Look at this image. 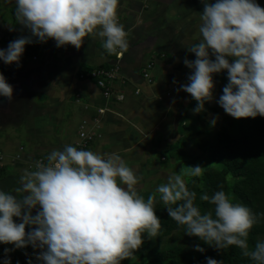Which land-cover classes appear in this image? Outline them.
<instances>
[{"label": "clouds", "instance_id": "9594fccd", "mask_svg": "<svg viewBox=\"0 0 264 264\" xmlns=\"http://www.w3.org/2000/svg\"><path fill=\"white\" fill-rule=\"evenodd\" d=\"M201 3V39L187 48L195 59L183 60L191 71L177 92L195 100L193 114L206 111L205 103L215 100L235 119L264 117V8L256 0ZM118 7L119 0H15V18L27 35L0 49V61L19 68L26 45L49 40L57 48L71 45L79 50L86 38H99L109 55L127 51L128 33L119 22ZM225 71L228 82L215 99L214 75ZM0 96L13 99V87L2 73ZM33 168L24 172L14 191L0 189V244L13 246L4 249L3 264H11L10 252L28 246L34 251L24 253L27 264H33L32 257L39 264H121L134 259L145 234L149 240L160 235L158 201L187 236L217 251L235 246L254 264H264V241L249 245L250 231L264 213L234 203L223 185L212 196H200L214 206L213 212L202 213L196 205L197 194L188 181L201 177L205 167L182 166L146 199L136 187L142 177L116 152L101 154L67 144L36 160ZM195 250L204 252L199 245ZM207 264L224 261L208 257Z\"/></svg>", "mask_w": 264, "mask_h": 264}, {"label": "rangeland", "instance_id": "374dc122", "mask_svg": "<svg viewBox=\"0 0 264 264\" xmlns=\"http://www.w3.org/2000/svg\"><path fill=\"white\" fill-rule=\"evenodd\" d=\"M256 2L264 8V0H256ZM13 16L15 17V12H13ZM135 30L134 37L132 36L128 42V49L136 44V40L140 39V42H145L147 38L152 37V35H149L152 33L144 27L138 29L141 33L139 36L136 34L138 31ZM6 32H8L6 28H0L2 36ZM9 35L16 37V31L9 29ZM200 35L199 29L196 30L192 38L194 43H191V45L199 42ZM98 47L101 51L97 57L106 58L107 60H117L119 54L122 56L126 52L109 55L103 49L101 42ZM57 54L58 51L55 50L52 55L57 58ZM186 54L189 60L195 59V55L189 51H186ZM143 55V61L152 62L153 73L155 68H159L161 65L165 67L169 64V61H166L169 56L166 51L146 50ZM158 60L166 61V63L160 64ZM147 62L144 64L146 65ZM144 64L141 70L145 67ZM120 65L122 67V64ZM102 67L109 66L104 65ZM184 71V74L178 75L174 79L178 84H174V80H170L167 85H164L155 93L156 100L165 105L166 111V115L162 114L163 117L159 115L157 118L156 127L153 128L155 131L150 132L152 129L150 120L155 117L152 111H150V115L147 116L145 122L134 126L139 135L144 138L139 144V149L134 148L133 168L136 170L137 175L142 177L140 183L136 186L138 192L146 199L158 185L167 182L169 175L179 172L182 166L199 165L205 167L204 173L201 177L191 178L188 181V187L196 192L195 203L202 213L213 212L214 206L202 201L200 196L204 193L212 196L214 193H208L210 185L211 183L220 182L219 180H223V182H220L221 184L216 187V191L223 185L224 190L230 195L234 203H241L249 207L240 198L241 192L246 190L252 198V207L249 208L254 213H264V133L260 132V122L264 120V117L235 119L227 115L215 100L205 103L206 111L193 114L192 109L196 107L195 100L188 93L182 90L177 92L176 90L180 84L187 83V76L191 70L184 65ZM156 81L154 76V82ZM214 82V97L218 99L222 95L223 87L228 82L226 71L215 74ZM108 102L111 105L117 104L113 101ZM86 110L91 113V122H87V124L84 121L81 123L80 121L65 123L64 128L72 135L66 138L53 137L46 141L49 148L43 149H38L40 147L39 142H41L39 139L26 140L20 133L22 127L17 123V125H12L10 119H8V123L4 125L5 128L0 123V150H6L7 153L12 151L11 156H15L17 152L22 151L19 160L15 159L12 165L0 169V178L13 173L21 177L26 170H34L24 162L28 160L33 162L36 157L46 158L53 149L63 150L65 145L72 144L73 136L78 134L80 126L86 125L89 127V125H92L93 120L100 117L97 110L91 108ZM74 112L72 111V114ZM80 112L81 108L78 107L76 113L80 114ZM217 116V123L212 126L210 120ZM15 122L14 120L13 123ZM213 155L218 157L219 160L214 159ZM230 162H234L237 170L229 166ZM20 163L22 164L20 165ZM244 170L247 171V175L244 174ZM229 174H231L230 180L226 179ZM155 209L162 224L160 235L155 240H149L145 234V242L139 251L135 253V258L123 260L121 264H207L208 257L218 261L223 260L224 264H244L245 257L239 248L231 246L226 250L217 251L198 237H189L184 234V228L170 219L161 202L156 203ZM257 241H264V218L250 231V247H254ZM196 245L204 248V252L196 251ZM12 247V245H7V248ZM33 251L31 246H28L26 249H17L10 252L11 264H17V262L22 264L23 261L27 264L28 258L24 253L27 252L31 255ZM3 259L4 252H0V264H3ZM32 259L33 264H39L35 257H32ZM251 263L254 264L253 261Z\"/></svg>", "mask_w": 264, "mask_h": 264}, {"label": "crops", "instance_id": "0c3cea01", "mask_svg": "<svg viewBox=\"0 0 264 264\" xmlns=\"http://www.w3.org/2000/svg\"><path fill=\"white\" fill-rule=\"evenodd\" d=\"M202 11L201 0H119V22L128 33V42L134 37V30L138 31L140 27L150 31L152 34L149 35L152 37L147 38L145 42L136 40V44L122 54L125 57L120 60L122 74L131 82L132 87L129 89L128 99L115 105L103 98L93 82L80 80L78 77L84 70L104 65L112 66L117 62L116 59L97 57L101 51L98 47L101 42L99 38H86L79 50L71 45L57 48L53 40L46 44L26 45L25 48H29L30 52L26 54L24 51L19 68L16 64L6 65L0 61V73L5 76L7 82L14 90H23L20 94L13 92L11 102L5 97L0 103L2 127L10 119L12 125L18 124L22 127L20 133L26 140L41 141L38 149L49 148L46 141L51 138H66L72 135L64 128L65 123L91 122V113L86 109H102L105 112L99 114L98 122L94 126L96 140L90 150L101 154L116 152L129 166L134 167V148L139 149V144L144 140L134 126L145 122L152 111L155 117L150 120V132L153 133L159 115H166L165 105L156 100L155 93L167 85L168 81L184 74L183 60L187 58V48L194 43L192 38L199 29ZM13 12L15 0H0V28H6L8 31L4 36L0 34V49H6L9 42L19 36L27 35L26 31H21ZM8 28L16 31V37L9 35ZM136 34L139 36L141 33L138 31ZM152 49L166 51L169 55L166 61H169V64L155 68L153 74L157 81L147 86L141 80L140 73L143 64L147 62L143 61V54ZM55 50L58 51L57 58L52 55ZM158 61L160 64L166 63ZM136 87L142 88L141 97H135L131 93ZM78 107L81 108L80 114L76 113ZM72 111L75 112L72 114ZM73 138L74 146L77 134ZM4 151L11 156L12 151ZM37 158H33V161ZM8 165H12L9 160L5 167ZM19 180L20 176L16 173L6 175L0 178V189L14 191L19 187ZM14 219L20 222L18 218ZM28 230L26 228V231ZM5 248L7 245L0 244L1 253ZM22 264H25V261Z\"/></svg>", "mask_w": 264, "mask_h": 264}, {"label": "built area", "instance_id": "2783aa9c", "mask_svg": "<svg viewBox=\"0 0 264 264\" xmlns=\"http://www.w3.org/2000/svg\"><path fill=\"white\" fill-rule=\"evenodd\" d=\"M35 59V58H34ZM121 54L117 57V62L109 67H94L88 70L80 72V80H88L93 82L97 88L101 91L103 98L106 101H113L116 103H123L128 99L130 88L132 87L131 82L122 74V68L120 65ZM141 80L147 85L151 86L154 82L153 74V64L152 62H147L143 70L140 73ZM135 96L142 95V88H133L132 92ZM77 102H80V96H77ZM99 114H103L105 110L99 109ZM96 118L93 120L92 125L87 127L82 125L79 128L76 142L74 146L77 148H83L85 150H90L94 143L96 133L94 132V126L98 122ZM87 124V122H85ZM22 151L17 152L15 156H8L5 152L0 150V169L6 166L8 160L13 162V160H19L21 158ZM45 158H38L37 160H43ZM36 161V160H35ZM26 162L29 168L33 169L34 162Z\"/></svg>", "mask_w": 264, "mask_h": 264}, {"label": "trees", "instance_id": "16d2710c", "mask_svg": "<svg viewBox=\"0 0 264 264\" xmlns=\"http://www.w3.org/2000/svg\"><path fill=\"white\" fill-rule=\"evenodd\" d=\"M29 48H25V53L28 54ZM260 132L264 133V120L260 122ZM214 159L219 160L218 157H215L213 155ZM221 159V158H220ZM230 167H232L234 170H237L234 162H230L229 164ZM244 174L247 175V171L244 170ZM220 182H223V180H219ZM218 182L216 184L211 183L210 185V189L208 190V193L213 194L216 191V187H218L221 183ZM240 198L243 200V202H245L250 208L252 207V198L249 196V194L246 192V190L242 191L240 194ZM252 261L245 257V259L243 260L244 264H252Z\"/></svg>", "mask_w": 264, "mask_h": 264}, {"label": "water", "instance_id": "95a60500", "mask_svg": "<svg viewBox=\"0 0 264 264\" xmlns=\"http://www.w3.org/2000/svg\"><path fill=\"white\" fill-rule=\"evenodd\" d=\"M13 92H17V93H19V94H20V93H22V92H23V90H14V89H13ZM4 98H5V97H3V96H0V103L2 102V100H4Z\"/></svg>", "mask_w": 264, "mask_h": 264}, {"label": "flooded vegetation", "instance_id": "af4514ba", "mask_svg": "<svg viewBox=\"0 0 264 264\" xmlns=\"http://www.w3.org/2000/svg\"><path fill=\"white\" fill-rule=\"evenodd\" d=\"M121 58L123 59V58H125L124 56H121Z\"/></svg>", "mask_w": 264, "mask_h": 264}]
</instances>
